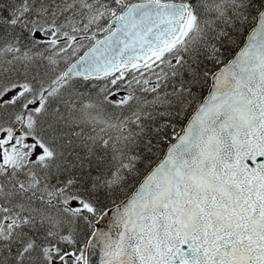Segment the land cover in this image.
<instances>
[{
  "label": "snow or ice",
  "instance_id": "1",
  "mask_svg": "<svg viewBox=\"0 0 264 264\" xmlns=\"http://www.w3.org/2000/svg\"><path fill=\"white\" fill-rule=\"evenodd\" d=\"M94 255L264 264V0H0V264Z\"/></svg>",
  "mask_w": 264,
  "mask_h": 264
},
{
  "label": "water",
  "instance_id": "2",
  "mask_svg": "<svg viewBox=\"0 0 264 264\" xmlns=\"http://www.w3.org/2000/svg\"><path fill=\"white\" fill-rule=\"evenodd\" d=\"M109 223H110V221H108L107 218H106L105 221H102V222H101L100 227L106 229L107 226L109 225ZM92 259L95 261V264H99V256H98V255H94V256L92 257Z\"/></svg>",
  "mask_w": 264,
  "mask_h": 264
}]
</instances>
